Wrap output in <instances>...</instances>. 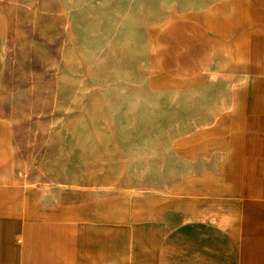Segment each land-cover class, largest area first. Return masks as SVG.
<instances>
[{
  "label": "crops",
  "instance_id": "obj_1",
  "mask_svg": "<svg viewBox=\"0 0 264 264\" xmlns=\"http://www.w3.org/2000/svg\"><path fill=\"white\" fill-rule=\"evenodd\" d=\"M93 6L64 23L73 52L142 56L140 88L116 101L141 121L132 171L120 186L22 178L0 117V264H264V0Z\"/></svg>",
  "mask_w": 264,
  "mask_h": 264
},
{
  "label": "rangeland",
  "instance_id": "obj_2",
  "mask_svg": "<svg viewBox=\"0 0 264 264\" xmlns=\"http://www.w3.org/2000/svg\"><path fill=\"white\" fill-rule=\"evenodd\" d=\"M95 1L0 0V117L12 130L15 170L22 178L120 186L132 171L126 153L133 147L126 144L135 138L125 132L141 121H126L125 106L116 101L140 88L142 56L73 52L75 41L64 24L79 8L87 16ZM133 163L139 165V154Z\"/></svg>",
  "mask_w": 264,
  "mask_h": 264
}]
</instances>
